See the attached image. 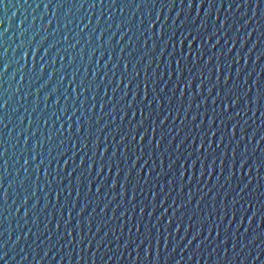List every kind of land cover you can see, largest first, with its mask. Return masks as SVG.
I'll list each match as a JSON object with an SVG mask.
<instances>
[{
	"label": "water",
	"instance_id": "obj_1",
	"mask_svg": "<svg viewBox=\"0 0 264 264\" xmlns=\"http://www.w3.org/2000/svg\"><path fill=\"white\" fill-rule=\"evenodd\" d=\"M0 104V264H264V0H0Z\"/></svg>",
	"mask_w": 264,
	"mask_h": 264
},
{
	"label": "snow or ice",
	"instance_id": "obj_2",
	"mask_svg": "<svg viewBox=\"0 0 264 264\" xmlns=\"http://www.w3.org/2000/svg\"><path fill=\"white\" fill-rule=\"evenodd\" d=\"M101 2H102V0H101ZM7 69H5V71H6ZM147 88V84H145V89ZM93 99H95V97H93ZM6 106V104H0V108H3V107H5ZM143 139V138H142ZM107 151V150H106ZM0 259H3V257H0Z\"/></svg>",
	"mask_w": 264,
	"mask_h": 264
}]
</instances>
